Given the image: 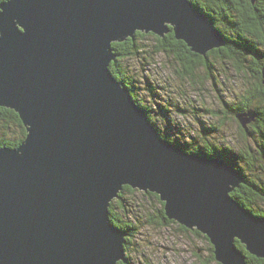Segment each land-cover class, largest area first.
<instances>
[{
  "label": "water",
  "instance_id": "obj_1",
  "mask_svg": "<svg viewBox=\"0 0 264 264\" xmlns=\"http://www.w3.org/2000/svg\"><path fill=\"white\" fill-rule=\"evenodd\" d=\"M137 32H173L202 57L227 45L190 0L0 3V107L27 133L0 147V264H126L127 233L110 220L126 186L158 195L166 218L206 236L218 263L248 264L237 241L264 259V217L231 196L245 178L165 139L111 72L113 43Z\"/></svg>",
  "mask_w": 264,
  "mask_h": 264
},
{
  "label": "trees",
  "instance_id": "obj_2",
  "mask_svg": "<svg viewBox=\"0 0 264 264\" xmlns=\"http://www.w3.org/2000/svg\"><path fill=\"white\" fill-rule=\"evenodd\" d=\"M7 0H0V3ZM196 6L203 9L207 15L215 22L216 27L222 31L227 39V45L220 49L212 50L207 57H202L191 51L183 41L175 38L174 33L168 34L164 38H159L154 34L137 32L134 39H128L123 43H113L114 52L117 60L112 62L110 70L113 75L131 91L136 102L147 112L150 120L157 126L152 117V110L145 106L138 98L136 79L129 75L123 62L136 57H141L145 53V46L142 41L148 36H153L158 45L154 47L157 53H163L177 64L179 76L188 81L198 84V72L204 70L206 79L215 87L219 84L218 68L211 58L219 62L222 70L231 69L237 77L243 80V87L240 95L234 94L224 97L220 94L219 99L222 105L221 112L233 114L236 118L240 114L254 112L255 119L249 126L243 127L240 123V135L244 143L235 151L232 147H217L210 143L207 135L213 136L218 132V126H203L202 135L199 138H192V141L185 142L177 138L180 146L188 153H195L207 157H219L225 160L231 167L236 169L244 178L246 183L236 188L231 196L242 206L253 212L255 215L264 217V85L262 83V70L264 69V0H190ZM253 15L254 18L253 19ZM254 22V24H253ZM248 77L254 82L248 84ZM221 84H224L223 81ZM151 92H154L151 90ZM167 111L164 108V111ZM165 111V112H166ZM203 112H210L208 109ZM239 121V120H238ZM158 128V126H157ZM158 130L161 132L160 128ZM26 129L19 115L8 108L0 107V147L8 146L16 148L25 139ZM164 138L172 141L168 135ZM181 140L183 143H181ZM173 142V141H172ZM135 193V190L126 186L120 193L119 200L113 201L110 208L111 222L123 229L126 233V252L132 245V238L139 233L137 227L126 220V205L124 204L123 194ZM154 197L161 205L158 215L151 217V223L160 226H168L175 221L168 220L165 215L164 203L159 196L148 193ZM122 211V213H121ZM184 231H188L180 226ZM194 233L202 237L210 246L212 258L215 259L214 249L209 239L200 232ZM239 250L247 255L248 264H264V259H258L245 250V246L239 241L236 242ZM119 264H125L120 262ZM127 264V263H126Z\"/></svg>",
  "mask_w": 264,
  "mask_h": 264
},
{
  "label": "rangeland",
  "instance_id": "obj_3",
  "mask_svg": "<svg viewBox=\"0 0 264 264\" xmlns=\"http://www.w3.org/2000/svg\"><path fill=\"white\" fill-rule=\"evenodd\" d=\"M142 44L145 53L123 62V65L129 75L135 77L138 98L152 110L151 115L162 134L169 135L177 144L180 143L177 138L190 142L202 135L203 126L214 124L219 129L213 136L207 135L210 143L218 148L234 146L237 151L244 143L240 122L233 114L221 112L219 95L225 98L240 95L243 87L241 78L244 77H237L231 69L222 70L219 62L211 58L219 73L216 87L206 79L204 70L198 72V84L184 80L177 73L179 67L173 59L156 52L154 47L158 42L153 36L148 35ZM247 83L252 85L256 82L248 77ZM207 109L210 112H203ZM123 198L126 220L139 231L126 252L127 264H220L212 258L209 244L194 230L184 231L177 222L168 226L151 223V217L158 215L161 209L154 197L135 190L133 194H123Z\"/></svg>",
  "mask_w": 264,
  "mask_h": 264
},
{
  "label": "flooded vegetation",
  "instance_id": "obj_4",
  "mask_svg": "<svg viewBox=\"0 0 264 264\" xmlns=\"http://www.w3.org/2000/svg\"><path fill=\"white\" fill-rule=\"evenodd\" d=\"M254 4H255V3H254ZM253 19H255V18H254V15H253ZM253 24H254V22H253ZM262 29L264 30V27H263Z\"/></svg>",
  "mask_w": 264,
  "mask_h": 264
},
{
  "label": "bare ground",
  "instance_id": "obj_5",
  "mask_svg": "<svg viewBox=\"0 0 264 264\" xmlns=\"http://www.w3.org/2000/svg\"><path fill=\"white\" fill-rule=\"evenodd\" d=\"M227 40V39H226ZM233 168V167H232Z\"/></svg>",
  "mask_w": 264,
  "mask_h": 264
}]
</instances>
